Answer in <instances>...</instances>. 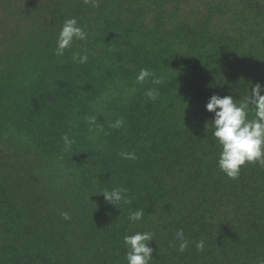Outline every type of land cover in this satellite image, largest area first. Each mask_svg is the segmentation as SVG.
Here are the masks:
<instances>
[{
  "label": "trees",
  "instance_id": "trees-1",
  "mask_svg": "<svg viewBox=\"0 0 264 264\" xmlns=\"http://www.w3.org/2000/svg\"><path fill=\"white\" fill-rule=\"evenodd\" d=\"M0 12V264H127L137 231L155 234L150 264H264V167L228 178L206 128L212 95L264 83V0H0ZM72 17L88 37L57 56ZM141 68L161 83H137ZM112 187L131 203L98 193Z\"/></svg>",
  "mask_w": 264,
  "mask_h": 264
},
{
  "label": "clouds",
  "instance_id": "clouds-1",
  "mask_svg": "<svg viewBox=\"0 0 264 264\" xmlns=\"http://www.w3.org/2000/svg\"><path fill=\"white\" fill-rule=\"evenodd\" d=\"M87 37L88 32L79 25L75 17L66 19L56 40L55 54L64 56L65 51L71 49L76 41H85ZM72 60L81 65L86 64L88 55L74 52ZM149 77L153 78L154 85L161 83V79L156 78L147 68L140 69L136 81L142 84ZM262 93H264V83L257 82L240 99H235L231 94L225 96L214 94L206 103V110L214 113L211 123H206V128L211 125L212 137L220 149L218 168L228 178L238 179L242 166L248 163H259L264 167V94ZM159 94L157 88H150L145 92L150 101H155ZM85 120L91 129V126L96 124L97 117L86 116ZM122 125L123 121L117 120L112 126L120 128ZM61 139L65 150L71 151L75 143L74 139L70 138L68 133H65ZM120 155L126 160L137 159L134 152H121ZM98 193H102L105 200L114 206L120 207L121 204L131 203L128 189L123 187L105 188ZM62 215L65 220L71 219L67 212ZM143 217V209H139L130 212L128 219L136 223ZM154 238L155 234L148 231L125 235L123 243L127 248L125 256L127 264H150L153 259V249L149 246V242ZM175 238L179 242V251L183 252L188 246L183 229L177 231ZM204 247L203 239L197 242L198 251H203Z\"/></svg>",
  "mask_w": 264,
  "mask_h": 264
},
{
  "label": "rangeland",
  "instance_id": "rangeland-1",
  "mask_svg": "<svg viewBox=\"0 0 264 264\" xmlns=\"http://www.w3.org/2000/svg\"><path fill=\"white\" fill-rule=\"evenodd\" d=\"M3 16V14L0 12V17Z\"/></svg>",
  "mask_w": 264,
  "mask_h": 264
}]
</instances>
